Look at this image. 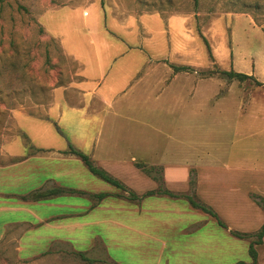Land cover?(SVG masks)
Masks as SVG:
<instances>
[{
    "label": "crops",
    "instance_id": "crops-1",
    "mask_svg": "<svg viewBox=\"0 0 264 264\" xmlns=\"http://www.w3.org/2000/svg\"><path fill=\"white\" fill-rule=\"evenodd\" d=\"M39 22L78 65V79L54 90L43 116L15 110L11 127L6 122L0 129V264H105L104 257L118 264L108 250L117 245L119 229L140 235L141 247L148 240L159 242L158 255L169 262L183 242L177 202L186 199L188 180L182 162L163 160L179 151L168 146L178 138L179 155H184L183 137L192 138L188 145L196 143L198 113L215 106L216 95L215 90L205 94L216 82L213 74L198 75L211 62L201 55L191 19L158 12L116 17L104 9L84 12L64 5L48 9ZM67 25L69 34L62 30ZM220 50L221 63L216 57L215 63L229 71L226 49ZM163 112L175 117L161 122ZM165 128L174 133L165 136ZM25 139L33 148L28 154ZM69 145L125 189L91 174L77 156L66 153ZM137 163L154 170L146 174ZM55 188L66 192L41 201L22 199ZM99 194L108 196L97 200ZM159 212L165 215H154ZM140 223L144 227L131 226ZM153 223L169 233L153 237L146 228ZM194 225L188 224L187 233ZM195 239L184 240L182 247L191 248L179 249L180 255L197 248ZM79 254L89 260H77Z\"/></svg>",
    "mask_w": 264,
    "mask_h": 264
},
{
    "label": "rangeland",
    "instance_id": "rangeland-1",
    "mask_svg": "<svg viewBox=\"0 0 264 264\" xmlns=\"http://www.w3.org/2000/svg\"><path fill=\"white\" fill-rule=\"evenodd\" d=\"M64 5L84 12L104 9L116 17L151 12L186 15L199 34L201 55L211 62L209 68L198 70L199 77L224 71L221 64L215 63V57L221 63L223 46L226 70L251 75L261 83L211 75L216 84L210 82V87L199 88H206V95L215 90V106L203 107L198 113L196 143L188 145L192 138L183 137L184 155H179L178 138L168 146L179 151L167 154L163 160L166 164H184L182 170L188 180L185 196L209 208L226 227L210 214L193 208L187 199H179L177 205L183 211L178 226L185 231L180 234L183 242L177 252L169 255V262L158 255L159 242L148 240L141 247L145 241L140 242V235L130 230L114 232L117 245L108 250L118 264H251L248 249L264 224V0H0V129L6 122L11 127L15 110L43 116L54 90L77 82L78 65L62 54L59 42L39 22V16L48 9ZM62 30L66 34L71 31L68 25ZM173 117L167 112L159 114L161 122ZM162 132L171 136L174 129ZM24 141L25 154L31 153L30 142ZM170 155L174 156L172 160ZM189 223L195 225L187 233ZM131 226L144 227L143 223ZM146 228L155 238L169 233L160 224ZM230 231L246 238L233 237ZM191 235L196 238L197 248L192 246L193 252L180 255L179 249L186 253V248H191L182 247ZM255 250L257 264H264V240ZM76 259L81 260L80 256ZM103 262L110 264L105 257Z\"/></svg>",
    "mask_w": 264,
    "mask_h": 264
},
{
    "label": "trees",
    "instance_id": "trees-1",
    "mask_svg": "<svg viewBox=\"0 0 264 264\" xmlns=\"http://www.w3.org/2000/svg\"><path fill=\"white\" fill-rule=\"evenodd\" d=\"M206 46H208L206 40H204ZM175 71H182V70H187V68L185 67H174ZM219 74L221 76H224L225 78H227L228 80H237L239 82H244L245 80H254V77H252L251 75H247L244 73H239V72H235L233 70H229V71H213L211 74ZM257 85H261V83H259L258 81H255ZM66 153L68 154H72L77 156L82 162L83 164L87 167V169L89 170V172L91 174H93L94 176L98 177L99 179H101L102 181L118 188L121 190H124L125 188L123 187V185L116 179H114L112 176H110L107 172H105L103 169L97 168L93 165L92 161L90 160V158L88 157V155L84 154L83 152L74 149L73 147H71V145L68 146V149L66 151ZM136 166L140 169H142L146 174H149L151 172V170H154V168H149V167H145L144 165H141L139 163L136 164ZM64 192H66L64 189L61 188H55V189H51V190H47L45 192H35L32 193L28 196L23 197L22 199L27 201H41V200H45L48 199L52 196L55 195H61ZM154 192H150L149 194H153ZM162 193L169 195V196H174L172 195L170 192L168 191H162ZM108 195L106 194H99L96 195L95 198L97 200H101L106 198ZM185 198L188 200V202L190 203V205L193 208L196 209H200L203 212L210 214L212 217L216 218L218 221V224L222 227H226L224 225V223H222V221H220L217 216L207 207H205L204 205H201L195 201H192L190 197L185 196ZM230 234L233 237H236L238 239H243L246 238V235H243L241 233L238 232H234V231H230ZM255 239L254 241L251 242L249 249H248V253L250 255L251 258V264H257V252L255 250V246L259 245L262 243L263 237H264V224L261 226V228L259 229V231L254 235ZM80 258L82 260H89L86 259V257L83 254H79ZM238 264H242V263H238Z\"/></svg>",
    "mask_w": 264,
    "mask_h": 264
}]
</instances>
